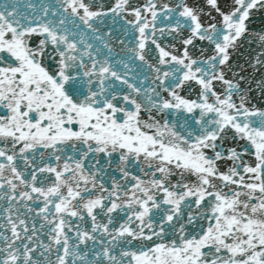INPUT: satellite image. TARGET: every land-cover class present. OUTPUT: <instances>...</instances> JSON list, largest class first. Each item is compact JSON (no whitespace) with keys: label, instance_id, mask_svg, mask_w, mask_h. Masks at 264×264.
<instances>
[{"label":"snow or ice","instance_id":"snow-or-ice-1","mask_svg":"<svg viewBox=\"0 0 264 264\" xmlns=\"http://www.w3.org/2000/svg\"><path fill=\"white\" fill-rule=\"evenodd\" d=\"M0 264H264V0H0Z\"/></svg>","mask_w":264,"mask_h":264}]
</instances>
